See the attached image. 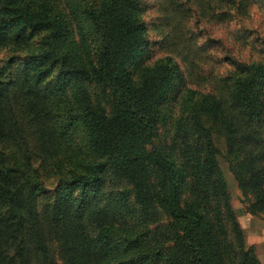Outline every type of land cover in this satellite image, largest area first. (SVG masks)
<instances>
[{"label": "trees", "instance_id": "trees-1", "mask_svg": "<svg viewBox=\"0 0 264 264\" xmlns=\"http://www.w3.org/2000/svg\"><path fill=\"white\" fill-rule=\"evenodd\" d=\"M256 1L207 2L225 23ZM144 12L0 0V264H260L215 136L264 213V58H222L194 91L186 57L184 74L154 57Z\"/></svg>", "mask_w": 264, "mask_h": 264}, {"label": "rangeland", "instance_id": "rangeland-1", "mask_svg": "<svg viewBox=\"0 0 264 264\" xmlns=\"http://www.w3.org/2000/svg\"><path fill=\"white\" fill-rule=\"evenodd\" d=\"M139 1L145 7L143 18L149 25V38L154 41V57L173 56L183 74L186 71L179 56L186 57L190 74L187 87L194 91L210 90L208 77L222 73L226 65L219 61L222 58L230 56L246 62L264 58V0L253 3L246 16H236L225 23L216 21L217 15L211 16L208 0ZM182 8L189 11V16ZM215 143L221 151L218 163L237 223L246 244L254 247L257 259L264 264V213L247 212L248 202L224 158L223 139L216 135Z\"/></svg>", "mask_w": 264, "mask_h": 264}]
</instances>
